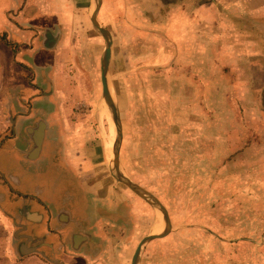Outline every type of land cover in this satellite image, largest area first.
<instances>
[{"label": "rangeland", "instance_id": "obj_1", "mask_svg": "<svg viewBox=\"0 0 264 264\" xmlns=\"http://www.w3.org/2000/svg\"><path fill=\"white\" fill-rule=\"evenodd\" d=\"M236 2L181 0L187 9L202 4L214 8L209 31L194 26L196 38L182 40L181 49L174 35L162 36V16L151 0L103 2L99 22L112 39L108 82L123 125L121 168L159 198L172 222L169 233L144 246L143 264H227L228 260L240 264L241 250L246 264H254L256 257L264 259V251L253 249L264 245V46L250 44V30L245 32V44L236 25L230 30L232 18L238 15L230 6ZM91 27L94 49L90 52H98L99 61L88 66L80 58L79 68L95 74L101 105L82 113L96 123L102 164L117 185L143 198L111 170L118 131L102 97L101 56L106 39ZM190 30L186 24L184 31ZM211 36L214 46L206 47L204 40ZM231 55L233 61L224 60ZM12 133V123L2 120L0 111V141ZM16 167L37 173L52 169L47 162H40L38 168L23 162ZM45 176L53 185L59 175L55 169ZM144 200L150 214L144 228L136 229L135 243L165 225L161 213ZM209 232L227 234L226 243L212 240ZM4 239L0 236V244Z\"/></svg>", "mask_w": 264, "mask_h": 264}, {"label": "crops", "instance_id": "obj_2", "mask_svg": "<svg viewBox=\"0 0 264 264\" xmlns=\"http://www.w3.org/2000/svg\"><path fill=\"white\" fill-rule=\"evenodd\" d=\"M180 1L151 0V5L162 16V36L174 35L181 49L182 40L196 38L194 26L209 31L214 8L187 9ZM236 1L230 6L238 14L230 30L236 25L243 44L250 30V44L264 46V0ZM94 8L95 0H0V111L13 127L0 141L1 264H132L140 243H135V231L147 223L149 204L117 185L102 164L96 123L82 113L101 105L95 74L79 68L80 58L88 66L99 61L98 52H90ZM211 37L204 40L206 47L214 46ZM236 61L240 63L239 54ZM19 162L37 168L47 162L52 169L23 172L16 167ZM55 169L59 176L50 185L43 173ZM70 178L73 184L62 183ZM209 234L226 243L227 234ZM145 249L138 264H143ZM253 249L263 252L264 245ZM244 255L242 250L238 254L240 264L247 263ZM254 264H264L263 257Z\"/></svg>", "mask_w": 264, "mask_h": 264}, {"label": "water", "instance_id": "obj_3", "mask_svg": "<svg viewBox=\"0 0 264 264\" xmlns=\"http://www.w3.org/2000/svg\"><path fill=\"white\" fill-rule=\"evenodd\" d=\"M103 0H95V8L92 13V23L93 26L105 37L106 39V48L101 56V81H102V97L104 103L107 105L110 114L112 115L113 121L116 125L118 135L113 144V154L111 159V170L113 175L121 182L128 185L133 191L139 194L141 197L149 201L162 215L165 225L162 231L157 233H153L145 236L139 243L138 247L135 250L132 264H138L141 251L143 247L149 243L151 240L155 238H161L165 236L172 229V222L169 216L168 210L165 205L159 200V198L153 194L151 191L143 187L142 185L132 181L122 170L120 164V151L123 142V125L119 114V108L112 96L109 82H108V71H109V63L111 58V33L106 28L102 27L98 20V13L101 7ZM41 148V141L38 139L36 150L37 153Z\"/></svg>", "mask_w": 264, "mask_h": 264}, {"label": "trees", "instance_id": "obj_4", "mask_svg": "<svg viewBox=\"0 0 264 264\" xmlns=\"http://www.w3.org/2000/svg\"><path fill=\"white\" fill-rule=\"evenodd\" d=\"M205 1H212V0H205Z\"/></svg>", "mask_w": 264, "mask_h": 264}]
</instances>
